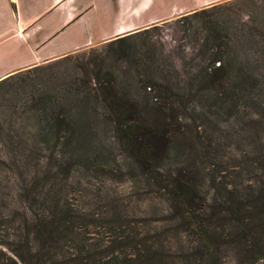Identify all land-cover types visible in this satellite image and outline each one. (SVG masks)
Segmentation results:
<instances>
[{
  "label": "trees",
  "instance_id": "16d2710c",
  "mask_svg": "<svg viewBox=\"0 0 264 264\" xmlns=\"http://www.w3.org/2000/svg\"><path fill=\"white\" fill-rule=\"evenodd\" d=\"M232 1L169 21L191 49L184 78L170 53L125 46L128 78L102 61L89 70L95 57L79 76L54 82L43 70L57 59L0 79V172L19 181L31 212V232L8 241L9 264H264V144L239 158L228 147L249 135L257 142L264 131V23L220 18L217 9ZM156 27L106 43L147 39ZM205 104L221 122L238 116L239 127L207 124ZM96 139L115 141L123 160L90 155ZM80 171L142 182L166 202L168 223L138 232L106 195L112 232L90 231L102 226L100 214L67 201L66 182Z\"/></svg>",
  "mask_w": 264,
  "mask_h": 264
},
{
  "label": "rangeland",
  "instance_id": "374dc122",
  "mask_svg": "<svg viewBox=\"0 0 264 264\" xmlns=\"http://www.w3.org/2000/svg\"><path fill=\"white\" fill-rule=\"evenodd\" d=\"M156 1V0H155ZM159 10L152 12L158 20L153 23L157 24L156 29L149 32L150 37L144 39V37L139 34L134 36L121 46L117 44L108 45V43H100L91 46H86L77 49L73 52L62 54L56 58L48 59L38 65L44 66L48 65L51 60L57 59L54 65L47 66L43 72H47L52 82L56 80L63 79V77L68 74H79L82 73V69L86 66L85 61L87 59L95 58L92 62L87 63L89 70H92L93 65L100 64L101 61L103 65L111 68L117 74L121 75L125 72V78L130 76L131 67H129V61L127 54L123 51L124 47H134L135 50L143 51L144 49H154L157 54L160 53H170L173 55V63L175 69L178 72L180 78H184L182 73L183 61H187L191 56L188 45L185 44V40L179 38L171 30V24L169 21L175 19L178 16L184 15L194 10L208 7L213 4L222 3L225 0H158ZM157 5V2H156ZM235 12L232 15L231 10ZM222 10V11H221ZM220 11V18L222 19H232L236 21L239 19L241 21H246L248 18L254 19L256 23H264V0H233L229 7L221 6L217 9ZM230 11V12H229ZM165 22V23H163ZM260 23V24H261ZM150 26V25H148ZM145 26V27H148ZM144 27V28H145ZM140 30V29H139ZM264 31V30H263ZM146 41V45H142V42ZM122 47V48H119ZM122 49V50H120ZM183 50L184 58L178 60L177 53ZM128 51V50H127ZM137 55V54H136ZM67 56V57H64ZM84 62V63H81ZM124 75V74H123ZM264 98V96H263ZM207 116H209V122L212 126L217 125L222 130L231 131L239 127L240 119L238 116L222 117L219 115L210 116L207 113V106L200 107ZM251 111L250 107L248 108ZM252 116V113H249ZM206 124V125H207ZM211 128L210 126H208ZM202 135H209L208 129H201ZM232 131V132H233ZM259 141H255L254 136L249 135L242 142L236 140H231L228 144L231 152H235L239 158V154L243 152H248L249 156L255 155L260 149L259 142L264 144V131L260 133ZM243 138V136H241ZM90 155L99 154L103 159H108L111 161L115 160L117 163L123 160V157L118 149L115 141L110 139L94 140L89 149ZM232 161V160H231ZM110 166L115 167L112 163ZM5 172H0V264H9L8 260L4 256L9 254L7 251L8 241L15 235L21 232H31L28 229V224L30 221L31 212L29 211L28 205L23 200L19 199L18 193V183L17 180L4 181L2 178ZM102 175V174H101ZM94 175L92 173H85V171H80L75 173L66 183L70 184L72 188L71 192L67 194V201L71 203L76 208L83 210H96V213L101 217L102 226L100 228L89 225L90 231L94 232H112L110 225L105 222L113 218L110 215V210L106 205V199H112L114 202L119 203L122 207L120 218L123 216L127 217L130 222L136 225L138 232H156L168 223L165 221L164 216L167 214L166 202L156 197L153 193L147 192L144 184L142 182L133 183L126 178H118L104 175ZM97 195V196H96ZM103 197V198H99ZM110 197V198H109ZM94 201V203H92ZM108 220V221H109ZM170 250L172 252H179L175 243L171 246ZM175 264H181L178 260L174 259ZM177 260V261H176Z\"/></svg>",
  "mask_w": 264,
  "mask_h": 264
},
{
  "label": "crops",
  "instance_id": "0c3cea01",
  "mask_svg": "<svg viewBox=\"0 0 264 264\" xmlns=\"http://www.w3.org/2000/svg\"><path fill=\"white\" fill-rule=\"evenodd\" d=\"M158 10V0H0V79L142 29Z\"/></svg>",
  "mask_w": 264,
  "mask_h": 264
}]
</instances>
